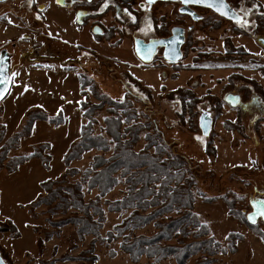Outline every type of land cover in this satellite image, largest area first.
<instances>
[{
    "label": "rangeland",
    "instance_id": "374dc122",
    "mask_svg": "<svg viewBox=\"0 0 264 264\" xmlns=\"http://www.w3.org/2000/svg\"><path fill=\"white\" fill-rule=\"evenodd\" d=\"M226 2L241 16V22L233 23L201 10V15L215 19L216 25L208 28L204 21L196 23L190 35L191 44L183 47L180 61L172 66L140 62L133 52L132 38L149 37L150 19L159 17L167 7L170 10V4L158 2L152 13L147 14V7L141 10L142 0H138L129 10L133 14L118 17L120 38L118 34L95 38L88 26L76 27L71 13L56 8L51 0H0V57L6 53L12 81L9 94L0 103V112L6 106L11 107L7 131L12 136L16 134L28 110H41L49 117L60 113L63 116L62 124L56 127L36 122L31 136L21 140L20 149L10 151L7 156L9 161L30 154L35 145L51 146L50 170L38 168L35 161H40L31 160L21 166L24 169L18 177L2 180L0 203L4 214L0 215L3 218L0 223L11 228L8 219L21 230L12 248L11 243L7 245L2 239L16 237L10 232L0 235V253L6 264H152L146 258L132 263L120 251V240L105 241L107 233L129 214L110 213L103 205L105 201L123 197V183L100 200L104 223L96 242L91 237L80 241L75 229L66 226L58 236L42 247L39 245L44 232L50 230L42 215L45 208L40 207L30 215L26 207L39 190V195L42 194L39 182L57 179L66 170L63 155L86 123L79 103L98 105L89 87L80 94L81 76L92 80L100 95L130 104L137 116L131 123L148 127L146 133L139 134L136 152L144 148L146 134L159 131L165 140L176 143L179 154L201 168L194 191V212L223 246L231 233L242 238L235 242V254L218 255L214 264H264V225L250 224L246 219L251 212L249 197L254 190L264 191V108L242 111L224 101L227 95L238 94L242 103L254 98L264 106V47L256 41L264 38V4L260 0ZM108 11L100 22L106 28L116 27L113 14ZM135 20L138 24L131 26ZM203 112L212 118L208 137L198 128V118ZM108 116L107 107L95 113V135H105L104 120ZM2 126L5 142L9 138L6 139ZM96 155L100 153H86L69 167L82 172ZM200 193L213 202L205 203ZM96 195L92 191L85 195V200H93ZM152 234V225L134 232L135 236ZM65 257L69 261L63 260ZM91 257L97 258L95 263ZM196 260L191 259L188 264Z\"/></svg>",
    "mask_w": 264,
    "mask_h": 264
},
{
    "label": "trees",
    "instance_id": "16d2710c",
    "mask_svg": "<svg viewBox=\"0 0 264 264\" xmlns=\"http://www.w3.org/2000/svg\"><path fill=\"white\" fill-rule=\"evenodd\" d=\"M79 85L80 94H83L85 87L95 93L98 105L79 103V110L86 123L81 125L78 138L69 144L63 155L62 162L66 170L59 178L40 183L42 194L26 207L30 215H34L40 207L45 208L42 215L50 230L44 232V238L39 241L40 247L58 236L66 226L75 229L80 241L91 237L96 242L104 223L100 200L123 183V197L113 202L105 201L103 205L110 213L129 214L107 233L105 241L111 243L120 240V251L132 263L146 258L152 264L168 261L188 264L191 259L197 258L194 264H214L218 255L235 254V242L242 238L231 233L226 237V246H223L194 212V191L201 168L179 154L176 143L165 140L159 131L152 135L146 134L144 148L136 152L134 147L139 134L146 133L148 127L131 123L137 120V116L130 104L117 103L100 95L92 80H87L85 76L80 77ZM104 107H107L109 114L104 120L105 135H95V113ZM38 121L56 127L62 124L63 116L60 113L49 117L44 111L28 110L21 129L5 142L4 127L0 125V144L3 143L0 148V172L6 169L8 174H13L31 160H39L46 171L50 170L52 157L49 155L51 146L48 143L35 145L30 154L7 161L10 151L17 150L21 140L31 136ZM91 151L100 155L94 156L84 171L69 167L72 162L81 160L83 155ZM108 153L110 155L106 157ZM92 191H96V197L86 201L85 195ZM200 196L205 203L213 202L201 193ZM225 203L230 209L229 202ZM7 223L11 228L0 223V235L10 232L18 238L19 232L14 224L9 220ZM149 225L153 226L154 234L134 235V232ZM90 259L95 263L97 258ZM63 260L69 261V258Z\"/></svg>",
    "mask_w": 264,
    "mask_h": 264
},
{
    "label": "flooded vegetation",
    "instance_id": "af4514ba",
    "mask_svg": "<svg viewBox=\"0 0 264 264\" xmlns=\"http://www.w3.org/2000/svg\"><path fill=\"white\" fill-rule=\"evenodd\" d=\"M51 2L54 4L56 8L71 13L73 22L76 25V27L81 28L88 26L91 29V33L95 38H106L105 36L106 35L108 36V34L111 35L118 34L117 36L120 38L121 23L118 17L129 15V12H131L129 10L133 8L134 4H136L138 0H107V6H105L106 0H59V2L58 0H51ZM158 2L170 4L171 5L170 10L167 7V10H165L159 17H152L150 19L149 37H147L146 39L135 36L132 37L133 52H134L135 40H139L145 44H148L150 40H166L172 36V31L182 30L184 37L182 46L180 48L181 57H182L183 47L189 46L191 44L190 35H192L191 33L195 31L196 23L204 21V25L206 24L208 28H212V26L216 25L215 19L213 18L205 19L200 13L201 10H204L208 14H212L213 16L216 15L209 9L190 6L189 10L193 13V15L190 16L184 13V7L181 5V3L178 0H156L151 4H148L146 0H142V3L140 4V9L144 10L146 6L147 7L145 8L146 13L151 14L153 6ZM125 9H127V12L124 11ZM107 11L108 13L112 12L114 16L113 21L116 24L117 28L114 25H111L109 26V28H106L104 25H102V22H100L101 20L102 21L104 20ZM116 19L119 22H117ZM136 24H138L137 20H135L134 24H132L131 26H135ZM138 27L139 25L136 26V28ZM112 38L113 37L111 38L109 37L108 39L111 40ZM163 50L164 48L157 47L153 51L151 60L148 63L157 64L159 62L158 64L176 66L177 64L176 62L169 63L163 59ZM144 57H146V55H144ZM139 61L142 62L140 59ZM245 103L247 104L245 108L246 110H249L251 108L252 109L264 108V106L261 105L258 101L254 100V98ZM254 191H255L254 195L250 196L248 199L249 207H250V203H253L255 205L257 204L262 205L261 202H264V191L263 190L261 192H257V190ZM256 222H260L263 224V222L260 219H258Z\"/></svg>",
    "mask_w": 264,
    "mask_h": 264
},
{
    "label": "water",
    "instance_id": "95a60500",
    "mask_svg": "<svg viewBox=\"0 0 264 264\" xmlns=\"http://www.w3.org/2000/svg\"><path fill=\"white\" fill-rule=\"evenodd\" d=\"M156 0H152L151 3H153ZM181 3V0H178ZM148 4L149 0H146ZM227 3V2H226ZM228 4V3H227ZM181 5L184 7V13L188 15H193V13L189 10L190 6H196V7H202L205 9H209L217 16L224 18L226 20H229L233 23H239L241 22L242 18L241 16L229 5L228 9V15H221L217 11H214L210 7L203 6L199 3L190 2L189 3H181ZM235 15V17L239 18V22H237V19L231 18ZM184 37L182 30L181 31H172V36L166 40H150L148 44L143 43L142 41L135 40L134 41V53L138 59H140L143 63H148L151 60L153 51L157 47L164 48L163 50V59L169 63H175L180 60L181 58V51L180 48L182 46ZM256 41L264 47V38H257ZM146 55V57H144ZM0 69H2V73H0V79H2L4 76H7L9 78L8 82L5 84H0V92L3 94L0 95V103L7 97V95L10 92L12 81L11 76L8 72V62H7V56L6 53L3 52L0 57ZM224 101L229 104L231 107L238 106L242 111L246 110V103H242L240 100V96L238 94L232 95L229 94L224 98ZM198 128L201 132V134L205 137H208L211 129H212V118L209 113L203 112L199 118H198ZM264 205L260 204H253L250 203L251 212L247 214L246 219L248 223L255 224L258 219H260L264 224V217H262L259 212L257 211ZM251 217V219H250ZM254 221V222H253ZM0 264H6L2 256L0 255Z\"/></svg>",
    "mask_w": 264,
    "mask_h": 264
},
{
    "label": "crops",
    "instance_id": "0c3cea01",
    "mask_svg": "<svg viewBox=\"0 0 264 264\" xmlns=\"http://www.w3.org/2000/svg\"><path fill=\"white\" fill-rule=\"evenodd\" d=\"M261 2V4L263 5L264 4V0H260ZM264 6V5H263ZM8 99V98H7ZM10 105H12V104H10ZM10 109H11V107H8V106H6V108H4V111H2V112H0V125H4L5 126V130H6V139H8V138H10L11 136H12V134L11 133H9L8 131H7V125H6V120H7V115H8V113H9V111H10ZM26 112V111H25ZM22 143H23V141H22ZM20 149V148H19ZM18 149V150H19ZM17 150V151H18ZM16 151V152H17ZM17 155V154H16ZM34 163V162H33ZM37 163H40V162H37ZM36 163V161H35V164H36V166L38 167V168H40L41 167V164H37ZM22 169H24L23 167H21L20 169H19V171L17 172V173H14V174H12V175H9V174H7L6 172H0V199H1V194H2V186H1V183H2V180H5V179H14V177H18L19 176V172L22 170ZM40 183L41 182H39V186H40ZM7 188V187H6ZM39 193H40V190H39V192H38V195H39ZM37 195V196H38ZM36 196V195H35ZM35 198V197H34ZM2 204L3 203H0V215H2V214H4V211H3V208H2ZM7 221H8V219H7ZM10 221V220H9ZM0 222H3V218L2 217H0ZM28 224V223H27ZM17 230H18V232H19V236H20V234H21V230L19 229V228H16ZM28 230H30L29 228H27ZM31 231V230H30ZM15 240H17V238L16 239H6V238H3L2 239V241L3 242H5L7 245H9V243H11V248H12V242L13 241H15Z\"/></svg>",
    "mask_w": 264,
    "mask_h": 264
},
{
    "label": "snow or ice",
    "instance_id": "6c2138e0",
    "mask_svg": "<svg viewBox=\"0 0 264 264\" xmlns=\"http://www.w3.org/2000/svg\"><path fill=\"white\" fill-rule=\"evenodd\" d=\"M59 2V0H58ZM152 0H149V3H151ZM190 0H181V3H189ZM191 2H195V3H199L203 6L206 7H210L212 8L214 11H217L218 13H220L221 15H228V9H229V5L226 3V0H191ZM105 6H107V0L105 3ZM125 12H127V9L124 10ZM231 18L237 19V22H239V18L235 17V15ZM0 73H2V69H0ZM13 75H16L15 73H13ZM9 80V78L7 76H4L2 79H0V84H5L7 83ZM3 93L0 92V95H2ZM262 205H264V202H261ZM259 212V214L264 217V206H262L260 209L257 210ZM251 219V217H250ZM254 222V221H253Z\"/></svg>",
    "mask_w": 264,
    "mask_h": 264
}]
</instances>
